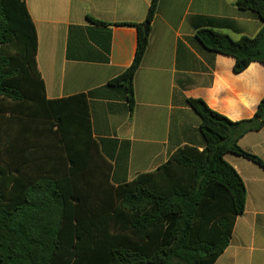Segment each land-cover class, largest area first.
Segmentation results:
<instances>
[{
	"label": "trees",
	"instance_id": "obj_1",
	"mask_svg": "<svg viewBox=\"0 0 264 264\" xmlns=\"http://www.w3.org/2000/svg\"><path fill=\"white\" fill-rule=\"evenodd\" d=\"M160 0L140 24L132 64L111 79L135 107L134 77ZM264 23V0H237ZM99 24L98 21H93ZM102 24V23H100ZM208 50L240 73L264 65V26L235 41L203 29ZM38 36L24 0H0V264H215L246 208L243 179L225 156L263 166L239 141L264 128V98L250 119L232 121L190 98L203 147L185 146L152 173L114 185L90 137L85 95L48 100Z\"/></svg>",
	"mask_w": 264,
	"mask_h": 264
},
{
	"label": "crops",
	"instance_id": "obj_2",
	"mask_svg": "<svg viewBox=\"0 0 264 264\" xmlns=\"http://www.w3.org/2000/svg\"><path fill=\"white\" fill-rule=\"evenodd\" d=\"M24 1L37 31L46 98L86 96L90 137L110 163L114 185L154 172L185 146L202 150L201 120L188 99L240 121L252 118L264 98V65L253 62L236 73L232 57L206 49L197 37L203 29L235 41L255 37L264 23L237 0L159 1L134 77L132 111L125 89L108 83L132 64L137 48V30L119 24L143 23L151 0ZM239 145L263 166L225 156L243 179L247 200L215 264H264V128Z\"/></svg>",
	"mask_w": 264,
	"mask_h": 264
},
{
	"label": "water",
	"instance_id": "obj_3",
	"mask_svg": "<svg viewBox=\"0 0 264 264\" xmlns=\"http://www.w3.org/2000/svg\"><path fill=\"white\" fill-rule=\"evenodd\" d=\"M149 29V25H147L146 27H145V30H148Z\"/></svg>",
	"mask_w": 264,
	"mask_h": 264
}]
</instances>
